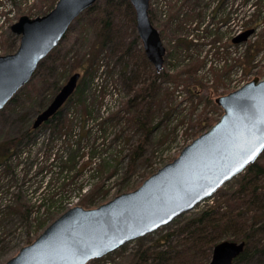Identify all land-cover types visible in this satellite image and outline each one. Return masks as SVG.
Returning <instances> with one entry per match:
<instances>
[{
    "label": "rangeland",
    "instance_id": "1",
    "mask_svg": "<svg viewBox=\"0 0 264 264\" xmlns=\"http://www.w3.org/2000/svg\"><path fill=\"white\" fill-rule=\"evenodd\" d=\"M53 1L0 0V55L7 54L8 50H13V53L19 47V37L12 33L11 26L23 15L36 17L48 11ZM204 1L208 4L220 0ZM184 4L185 0H151L154 21L158 27L163 28L162 38L167 51L174 58L178 56L176 60L172 57L170 63L165 62L164 68L165 72L169 73V80L164 84L169 90L168 98L171 102L167 103L168 110L165 112L168 115L170 111L168 122L164 120L161 123V116H157L150 126L153 129L156 124L158 125L148 137L134 122L127 123L126 118L130 113L125 102L132 94L128 85L121 81V67L115 61L112 68L109 65V71L113 69V75L111 77L105 75L107 82L102 83L100 80L96 87L92 85L91 92L96 93L99 99L92 104L91 109L99 111L103 117L108 113H120L121 119L114 128L101 134L100 137L103 139L96 137L95 132L92 137L84 134L86 141L81 139L82 148L76 156L79 164L88 161V158L92 163L102 161L100 159L96 161L95 157L92 159L89 146H85L87 144L94 143L97 147L95 143L98 142L97 144L102 147V143L105 142L106 152L110 149L111 153L102 154L105 160L98 163L99 167L101 166L99 175H102V179L93 180L86 174L81 176L83 172L91 171L90 165L75 177L68 169L63 168L67 167L66 158L61 160L60 156L64 154L67 157L69 152L77 148L78 135L85 126L79 106L69 102L64 107L65 114L62 118L68 120L56 127L54 136L50 127L42 129L35 139L33 136H21L37 115L40 102L38 97L40 95L42 97L43 92L48 97V89L41 90L43 87L41 80L45 81L47 77L44 72L37 78L33 77L30 85L23 89V93V90L21 91L16 106L9 105L0 112V145L20 137V147L26 151L22 157L15 156L10 159L7 166H0V264L6 263L28 242L34 241L47 226L70 208L77 205L87 209L97 208L120 194L139 188L148 177L177 158L199 132L209 128V126L195 128L199 120L207 117L215 121L220 118L223 111L215 103L217 97L234 91L255 77L264 76V13L260 15L258 12L259 7L264 6V0H223L222 9L214 20L211 12L205 9L204 2L200 4L197 0L196 12L204 15V27L208 26L209 22L216 23L209 27L208 33L197 31L201 19H194L188 24L179 21L189 8ZM256 4L258 6L255 10L252 5ZM175 6L183 7V11L175 10ZM179 25H185L188 29L195 28L193 35L185 38L189 47L190 42L193 43L187 50L178 43V37L175 36V27ZM250 29H254L255 32L246 42L233 43L235 37ZM73 37L71 34V38L64 42L63 50L73 46L71 45L74 43ZM250 47L256 48L255 56L248 52ZM102 59L104 72L106 62L108 64L110 62L106 57ZM193 60L199 61L195 62L198 66L195 77L188 66ZM183 70L189 74L179 77L178 74L183 73ZM105 76L103 75V78ZM67 79L61 81L62 86ZM195 86L198 87L200 95L197 94ZM38 92L40 93L37 94ZM94 125L95 122L90 119L87 128ZM137 152H140L141 157L131 165L132 157ZM263 155L264 153L260 158L264 164ZM235 182L236 180H233L225 184L223 190L213 197V203L218 198L223 200L224 193L231 191ZM42 197L54 198L55 205L51 209L45 206L38 213L39 200ZM213 203L209 202L205 206ZM202 207L201 205L182 214L178 221L181 224L185 223L202 210ZM175 226L177 223L163 226L88 264L142 263L149 251L160 246L161 236L172 232ZM171 227L172 230H169ZM149 264L157 263L152 258Z\"/></svg>",
    "mask_w": 264,
    "mask_h": 264
},
{
    "label": "water",
    "instance_id": "2",
    "mask_svg": "<svg viewBox=\"0 0 264 264\" xmlns=\"http://www.w3.org/2000/svg\"><path fill=\"white\" fill-rule=\"evenodd\" d=\"M97 0H58L37 18L22 16L11 27L20 37L16 52L0 55V110L32 78L39 63L59 44L70 25ZM137 32L156 71L164 68L166 47L150 18V0H130ZM248 30L234 42L246 41ZM72 75L50 105L34 121L38 128L54 116L77 88ZM223 115L180 155L147 178L134 191L97 208L75 206L4 264H88L144 237L191 211L226 182L254 164L264 152V78L220 96ZM245 242L222 241L209 264H232Z\"/></svg>",
    "mask_w": 264,
    "mask_h": 264
},
{
    "label": "trees",
    "instance_id": "3",
    "mask_svg": "<svg viewBox=\"0 0 264 264\" xmlns=\"http://www.w3.org/2000/svg\"><path fill=\"white\" fill-rule=\"evenodd\" d=\"M196 1L185 0L184 6L188 5L189 8L185 10L186 14L179 21L188 24L189 22L192 23L194 19H201V23L197 26V31H206L208 33L210 32L209 27L215 25V23L209 22L210 24L204 27V15L197 14ZM56 2L57 0H54L48 11L42 13V15L53 9ZM203 2L204 7H206L205 9L211 12L212 20H214V17L222 9L223 0L217 3L213 1L208 4L204 0H198L200 4H203ZM257 6V4L252 5V7H255V10ZM174 8L175 10L183 11V7L175 6ZM258 12L262 15L264 13V6L259 7ZM150 14L152 22L159 29L162 36V26L158 27L156 25L152 10ZM136 24V12L129 0H98L76 19L59 45L41 61L34 74V77L37 78L39 74L44 72L47 77L45 81L44 79L41 80L42 82L40 81L43 86L41 90L48 89L49 92L48 97L45 92L42 93V97H40L41 95L38 97L40 98L38 114L59 92L62 87V80L64 81L76 72L82 73L79 85L68 103L71 102L79 106L78 108L81 110L80 114L85 121V126L81 128V132L78 135L77 148L69 152L67 157L64 154L60 156L61 160L66 158L65 163L67 167H62L68 169L74 177L80 171L82 173L86 166L90 165L92 173L91 171L83 172L81 176L86 174L93 180L102 179V175H99L101 166L99 167L98 163L105 160V157L102 156L106 152L104 149L105 142L102 143V147L97 144L98 142L95 143L97 147L94 146V143L92 145H85L89 146L92 159L95 157L96 161L97 159L102 161L92 163V160L90 161L88 158V161L79 164L76 156L82 148L81 139L86 141L84 134L92 137V134L95 132L96 137H100L102 133L114 128L118 121L121 120L120 113H108L107 116L103 117L99 111L96 112L91 109L93 107L92 104L99 99L96 93L93 94L91 92L92 85L96 87V85H99L100 80L102 83L107 82L105 75L107 74L109 77L113 75V69L109 71V68L113 67L114 61L121 67L123 73H120L121 81H124L128 85L132 94L125 102L128 107L127 110L130 113L129 117L126 118L127 123L134 122L138 128L144 130L148 137L149 133L158 125L156 124L151 129L150 125L155 122L157 116H161V123L164 120L168 122V118H170V111H168V115L165 113L168 110L167 103L171 104L168 98L169 90L164 87V84L169 80V73L165 72V70L157 72L148 61L137 34ZM194 31L195 28L188 29L185 25L175 27V36L178 37V43L186 50L189 47V43L185 41V38L193 35ZM71 34L74 35L72 39L74 43L71 44L73 46L63 50L64 42L71 38ZM192 44L190 42V47ZM248 50L249 53L254 55L256 48L250 47ZM12 51L8 50L7 54L12 53ZM103 57H106L110 62V64L106 62L107 65L104 68L106 71L104 72ZM172 57L175 60L178 58V56L174 58L168 52L166 62L170 63ZM195 62L198 63L199 61L193 60L188 64L194 77L198 70ZM182 72L178 74L179 77L189 74L185 73V70ZM103 75L105 76L104 78ZM30 83L25 87L30 85ZM195 88H197V94L200 95L198 87L195 86ZM23 89L13 97L7 106H16V102ZM101 99L103 98L101 97ZM63 114H65V111L61 109L40 129L50 127L53 130L52 136H54L57 130L56 127H59L62 122L68 120L62 118ZM90 119L95 122V127L87 128ZM215 122L216 120L214 121L205 117L196 123L195 128L211 127ZM31 123L28 130L22 133L21 136L32 137L39 132L33 129ZM147 123L148 126H146ZM203 132H199L196 136H199ZM100 138L103 139V137ZM20 140L21 138L19 137L9 143L0 145V166H7V162L13 157H22L26 154L25 148L20 147ZM83 149H86V147H83ZM109 150L106 152L108 155L111 153H109ZM140 157V152H137L132 157L131 165H134ZM235 180V186L231 191L224 193L223 200H219L218 198L215 203L203 208L183 224L178 221L179 219L175 220L172 225L177 223V226L169 229L172 230L173 228V231H169L166 234L163 233L164 235L159 239L161 242L160 246L149 251L147 258L138 264H149L152 258L157 264H209L214 247L218 243L229 239H235L240 242L244 241L246 243L243 253L233 264L253 262L255 264H264V164L261 162V158L249 166ZM48 184L49 182L45 185L46 188ZM90 185L92 186V184ZM54 202L55 200L52 197H42L39 200L38 213L45 206L48 209L53 208Z\"/></svg>",
    "mask_w": 264,
    "mask_h": 264
}]
</instances>
